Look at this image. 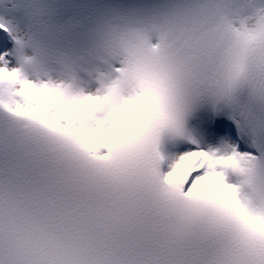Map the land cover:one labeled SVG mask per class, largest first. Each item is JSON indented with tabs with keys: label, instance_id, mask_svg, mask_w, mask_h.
Here are the masks:
<instances>
[{
	"label": "snow or ice",
	"instance_id": "obj_1",
	"mask_svg": "<svg viewBox=\"0 0 264 264\" xmlns=\"http://www.w3.org/2000/svg\"><path fill=\"white\" fill-rule=\"evenodd\" d=\"M0 264H264V0H0Z\"/></svg>",
	"mask_w": 264,
	"mask_h": 264
}]
</instances>
